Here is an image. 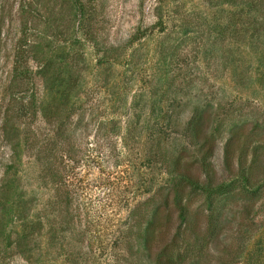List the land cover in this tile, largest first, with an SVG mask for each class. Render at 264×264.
Segmentation results:
<instances>
[{"label":"rangeland","instance_id":"1","mask_svg":"<svg viewBox=\"0 0 264 264\" xmlns=\"http://www.w3.org/2000/svg\"><path fill=\"white\" fill-rule=\"evenodd\" d=\"M193 125L213 179L234 176L245 145L259 182L264 0H0V264H149L138 237L157 205L153 256L179 233L180 264H264V183L255 198L227 187L207 246L181 223L169 159L207 173ZM184 190L208 238L205 196ZM15 197L31 215H11Z\"/></svg>","mask_w":264,"mask_h":264},{"label":"trees","instance_id":"2","mask_svg":"<svg viewBox=\"0 0 264 264\" xmlns=\"http://www.w3.org/2000/svg\"><path fill=\"white\" fill-rule=\"evenodd\" d=\"M48 87L49 86H46V88ZM65 92H66V89H63V88L58 89L56 97L59 99L60 98L69 99L70 96L68 94H65ZM163 126L164 124L161 125V127ZM168 126H172V123H169ZM231 130L233 132L232 139L234 140V138L236 137L235 135L237 133L235 132L234 129H231ZM191 137L196 141V145L199 148L201 149L203 147L207 148V150L205 149L206 150L205 154H203L200 160L202 165L206 167L205 169V172H207L206 179L202 181L199 178L194 177L190 173L187 167H186L187 169L184 168L183 163H182L184 156L181 155L182 154L181 152H177L176 157H174L173 159H169L171 160L170 161L171 163L177 166L175 170L171 171L175 175H177L176 176L177 183L175 184L176 195L172 199V202H173V205L179 210L178 214H179L181 223H185L187 227L186 229H190L191 232L193 233V236L195 238V243H198L199 241H201V247H204L205 245L206 246L209 245L210 239L213 240V235H212L213 229H215V227L218 225L217 218H218V215H220L221 206L223 207V205L226 203L225 201L233 196V195L230 196L231 194L230 190H233V188L228 190L227 187L228 186L230 187L231 185H234L237 183L236 187H239V191H238L239 194L240 193H243V194L250 193L252 194V197L255 198V195L259 192L260 187L264 183V175L263 176L259 175L260 178H258L259 182L257 184H256L257 181L253 182L254 175L257 170V166L254 160L255 157L254 155L250 157L249 151L246 149V146L244 145L243 147H241L237 155V158H236L237 171L234 174V176L230 177L231 179L230 178L227 180L224 179L221 182H217L218 180L213 179V177L211 176L212 174L210 175L209 171L207 170V166L210 164V161H209L210 155L214 153L212 146H209L210 145L209 140L204 139L203 141H201L202 140L201 130L198 128V125H193ZM229 145L230 143L227 144V149H226V160L228 161V165H230V161H232L233 159V157L231 156V150H230ZM157 146L161 147L160 141L158 142ZM159 151H162L160 152L161 155H160L159 160H163L164 162V157H165L164 149H162L161 147ZM21 178L22 177H20V179ZM10 181L11 180L3 182V184L0 186V189ZM187 184H189L192 189L196 191H200L205 196V206H206V209L209 210V213H208L209 228H210L209 230L211 231V233H209L208 238L200 237L199 234L196 233L197 230L191 227V224H190V227L188 226L189 220L187 219V212H188L187 209H188L189 203H188V200L186 199L185 190H184V187ZM258 199L260 198L258 197ZM9 201H12V199L7 198L6 202L9 203ZM163 202L165 203L169 202L168 197H166V199ZM255 204H256L255 202L243 203L242 209L246 212L247 211L252 212ZM5 207H6V204L0 201V208L4 210ZM9 208L10 209H8V211L11 212V215L14 218L17 216L16 219H18V217L21 218V216L27 217L31 215V210L27 212V205L21 206L17 200V197H15L13 206ZM161 210H162V205H157L155 209L152 210L147 226L144 228V230L140 232V236L138 237L139 238L138 241L140 245L139 247L144 248V253L147 255L149 264H180L183 258L186 256V251L181 250L182 245L186 244V241H187V245H188L187 249L188 248L190 249L189 247L190 242L186 238L180 239L179 233H177L172 238H170L169 241L168 240L167 242L165 241L163 245L160 246L161 248L157 251L156 256H153L151 247H155V241H156V236H157L156 232L158 231V229L153 230L152 227L154 225L160 224L159 222H161V218H160ZM166 217H167L166 218L167 222L172 220L170 216H166ZM29 221L30 220L26 221L23 224V226L27 228L28 227L27 223ZM158 228H161V227L158 226ZM244 251L245 250L242 249V252ZM246 255L248 259V256H249L248 251L245 253V256ZM236 256L240 258L241 256H243V253L236 254ZM191 261H192L191 264H194L195 258H193ZM255 264H262V261L260 260L259 257L256 258Z\"/></svg>","mask_w":264,"mask_h":264}]
</instances>
